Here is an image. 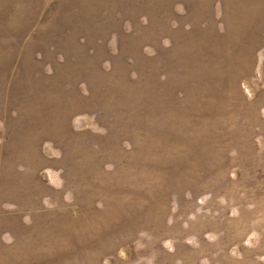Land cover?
<instances>
[{
    "label": "rangeland",
    "instance_id": "374dc122",
    "mask_svg": "<svg viewBox=\"0 0 264 264\" xmlns=\"http://www.w3.org/2000/svg\"><path fill=\"white\" fill-rule=\"evenodd\" d=\"M0 264H264V0H0Z\"/></svg>",
    "mask_w": 264,
    "mask_h": 264
}]
</instances>
